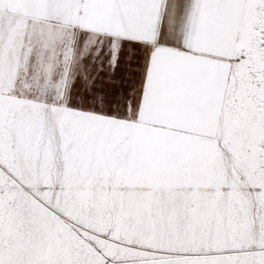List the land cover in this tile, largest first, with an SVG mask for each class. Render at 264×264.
Returning <instances> with one entry per match:
<instances>
[{
  "label": "snow or ice",
  "instance_id": "snow-or-ice-1",
  "mask_svg": "<svg viewBox=\"0 0 264 264\" xmlns=\"http://www.w3.org/2000/svg\"><path fill=\"white\" fill-rule=\"evenodd\" d=\"M0 264H264V0H0Z\"/></svg>",
  "mask_w": 264,
  "mask_h": 264
}]
</instances>
